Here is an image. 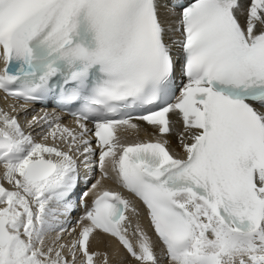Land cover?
<instances>
[{
	"label": "snow or ice",
	"instance_id": "1",
	"mask_svg": "<svg viewBox=\"0 0 264 264\" xmlns=\"http://www.w3.org/2000/svg\"><path fill=\"white\" fill-rule=\"evenodd\" d=\"M0 60V91L23 101L0 109V264H111L94 249L106 238L161 264L138 209L100 180L65 227L93 138L103 177L110 166L142 202L168 264H264V0H0ZM46 98L77 109L76 128L26 120L52 144L20 123ZM169 113L182 156L167 140L121 143L139 122L170 134Z\"/></svg>",
	"mask_w": 264,
	"mask_h": 264
},
{
	"label": "bare ground",
	"instance_id": "2",
	"mask_svg": "<svg viewBox=\"0 0 264 264\" xmlns=\"http://www.w3.org/2000/svg\"><path fill=\"white\" fill-rule=\"evenodd\" d=\"M0 64H1V60H0ZM1 102H2V100H0V109H3L4 111H5V108L8 109V107L6 105H4L3 103H1ZM11 114H13V113H11ZM172 118L175 119V116H172ZM176 128H177L178 132L168 136L167 138L169 140V145L174 150H177V151L181 152V150L178 148V135H179L180 131H182V128H181L180 125H177ZM140 129L141 130L155 132V130L152 127L141 126ZM131 137H142V138H145V137H147V135L144 134V133L135 134V132H133ZM48 144H50V143H48ZM110 168L111 167L109 166L108 173L113 176V172L111 171ZM5 186H8V185L6 184ZM140 220L141 221L139 222V225L147 232V234L149 235V237L151 238V240H152V242L154 244V251L156 253H158L160 245L153 238V235L150 233L149 229H147L143 218H141ZM52 238H54V237L53 236H49V238H48L49 242H51ZM96 247H98L99 250H101V251H103V250H107L108 251V253L110 255V259H111V264H136V262L134 260H132L130 257H128L124 253V251L117 245V243L111 238H106V242L104 244H100L98 246L94 245V249ZM161 264H168V262L165 259V260H163L161 262Z\"/></svg>",
	"mask_w": 264,
	"mask_h": 264
}]
</instances>
